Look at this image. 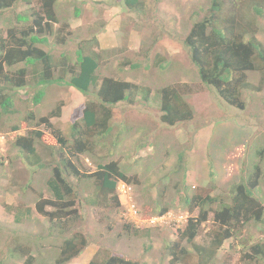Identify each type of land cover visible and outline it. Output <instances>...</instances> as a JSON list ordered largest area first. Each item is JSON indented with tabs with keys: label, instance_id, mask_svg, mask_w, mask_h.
Wrapping results in <instances>:
<instances>
[{
	"label": "rangeland",
	"instance_id": "rangeland-1",
	"mask_svg": "<svg viewBox=\"0 0 264 264\" xmlns=\"http://www.w3.org/2000/svg\"><path fill=\"white\" fill-rule=\"evenodd\" d=\"M142 1L145 10L139 13L130 11L124 0H58L55 10L58 22L52 24L54 33L48 44L42 46L52 53L55 61L60 62V55L65 53L71 57L70 64H74L78 46L87 42L101 58L100 79L113 77L151 91L148 102L144 101L141 90L134 104L124 102L113 108L112 133L103 139L102 145L96 146L92 155L81 156L80 167L92 174L100 164L116 162L129 178H138V185L130 184L133 189L131 199L142 219L138 217L133 221L128 217L129 201L122 193L116 191L104 200L93 179L71 178L79 196L75 209L82 219L74 223L65 236L84 231L91 244L70 264H88L102 253L142 264H257L246 258L249 251L245 245L252 247L264 243V224H249L225 241L216 255L209 256V252L204 257L199 255L197 247L210 245L211 236L220 226L210 214L194 244L180 242L182 251L173 250V244L179 242V231L185 229L188 221L199 216V211L191 213L183 204V179H186L185 185L190 187L191 195L197 189H204L212 197L221 199L228 196L243 172L245 175L252 172L257 163L264 173V157L256 155L264 148V71L248 72L252 88L243 91L244 110L227 105L213 88L201 82L184 44L192 25L203 19L212 0ZM254 1L258 0H224L223 15H233L232 18L238 21L236 25L245 34L256 37L264 45V18L256 19L252 13ZM75 7L80 10L78 18L74 16ZM39 9L40 0H32L30 5L22 2L5 12L0 16V34L7 30L8 21L15 14ZM61 29L62 34L59 33ZM57 36L59 41L66 40L67 45L56 43ZM134 64H139L140 68L129 69ZM169 85L186 96L195 114L192 121L174 127L161 122L155 95ZM46 91L44 102L36 107L34 89L28 87L18 91L16 104L21 115L18 113V117H13L10 124L5 118L4 132L0 133L2 264H24L26 258L14 252L19 247L30 250L35 264H54L62 242L63 237L50 231L49 222L35 208L40 195L52 199L46 185L51 171L32 172L35 167L28 168L24 164L14 142L33 129L45 131L44 126L37 128L25 121L28 112L34 111L40 118L47 117L58 104L61 105L60 116L52 118L51 122L69 137L71 118L88 98L69 87L51 86ZM16 125L22 128L14 133L9 131ZM94 141L98 142L97 139ZM36 145L47 162L54 157L49 156L48 149L59 148L48 131ZM180 161L183 170L176 172ZM27 186L29 188L24 189ZM165 188L167 191L160 200L170 204L171 208L165 219L152 225L146 221L159 218L160 215L152 214V209ZM256 193L264 203V177ZM115 196L119 202L114 200ZM171 201H177V206ZM6 206L11 207V212ZM127 226L133 231L126 232Z\"/></svg>",
	"mask_w": 264,
	"mask_h": 264
},
{
	"label": "trees",
	"instance_id": "trees-1",
	"mask_svg": "<svg viewBox=\"0 0 264 264\" xmlns=\"http://www.w3.org/2000/svg\"><path fill=\"white\" fill-rule=\"evenodd\" d=\"M22 2L30 5L32 0H0V16L15 9ZM57 2L58 0H40L41 9L38 11L26 10L15 14L13 19L8 21L7 30L0 34V133L4 132L5 118L10 124L21 113L16 104L17 92L20 90L28 87L34 89V107L44 102L46 90L51 86L73 88L88 98L71 118L69 137L51 122L52 118L60 116L61 105L58 104L47 117L40 118L34 111L28 112L25 121H30V124L37 128L42 125L45 131L33 129L27 136L17 137L14 142V148L24 164L28 168L35 167L32 172L43 169L51 171L46 185L52 199L40 195L35 208L49 222L50 231L63 237L54 264H70L91 244L84 231H78L70 237L65 236L72 230L73 224L82 219V215L75 209L79 196L71 178L93 179L104 200L108 195L116 193L120 181L139 184L138 178H129L116 162L100 164L98 170L92 174L86 170L82 171L81 156L92 155L96 146L102 145L103 139L112 133L111 121L115 106L124 102L134 104L135 97L141 90L144 101L148 102L151 91L113 77L106 76L100 79L98 72L101 58L88 47L87 42L78 46L74 64H70L71 57L65 53L60 55V62L55 61L52 53L44 50L42 46L48 44L50 36L54 33L52 24L58 22L55 13L58 8ZM124 4L133 12L142 13L145 10L142 0H124ZM223 8L224 0H212L211 7L203 19L192 25L184 44L188 48L191 62L197 69L201 82L213 88L227 105L244 110L246 103L243 100V91L252 88L247 74L250 71L261 73L264 71V45L256 37L245 34L236 25L238 21L232 18L233 15L224 17L226 15H223ZM251 9L256 19L264 18V0L254 1ZM74 16L80 17V10L77 7ZM247 25L250 26V23ZM60 31L62 34V29ZM64 42L59 41L57 36L56 43L66 46L67 41ZM137 68H140L139 64L129 67L132 70ZM254 89L261 90L260 87ZM155 96L160 106L161 122L165 125L174 127L194 119L193 108L187 102L186 96L184 97L176 87L165 86L156 92ZM21 128L20 125H16L9 131L14 133ZM46 131L59 146L54 150L48 149L49 156H54L50 162L42 158V152L37 150L36 145ZM256 155L264 157V148L258 150ZM182 168L180 161L176 172ZM262 173L257 163L253 166L252 172L246 175L243 172L240 181L232 186L228 196L221 199L212 197L210 192L204 189H197L196 193L191 195L190 187L185 185L186 179H183V204L191 213L199 211V216L191 218L185 229L179 231L180 239L178 243L173 244V250L181 248L180 242L194 244L210 214L220 226L211 236L210 245L206 248L197 247L199 255L204 257L209 252V256L216 255L225 241L235 237L238 231L249 224L263 225L264 203L256 193L264 177ZM29 186L24 189H28ZM166 191L167 188L159 194L152 214L162 216L171 208L170 204L160 200ZM114 200L119 202L117 196ZM171 204L177 206V201H171ZM6 210L11 212V207L6 206ZM27 212H30V209ZM17 220L19 221L18 214ZM126 228V232L133 231L129 226ZM245 247L249 251L245 255L246 258L255 260L257 264H264V243ZM14 252L21 253L26 258L24 264H35L36 259L30 254V250L19 247L14 249ZM88 264L142 263L119 255L102 253L101 256H94Z\"/></svg>",
	"mask_w": 264,
	"mask_h": 264
},
{
	"label": "clouds",
	"instance_id": "clouds-1",
	"mask_svg": "<svg viewBox=\"0 0 264 264\" xmlns=\"http://www.w3.org/2000/svg\"><path fill=\"white\" fill-rule=\"evenodd\" d=\"M123 185H125L126 187H128V191L127 192H125V191H123ZM132 187L130 186V184L128 185L126 182H123V181H120V182H118V184H117V191L119 192V193H122L127 199H128V201H129V204H128V209H127V211H128V217L131 219V220H133V221H135L138 217L140 218V219H142L141 217H140V215H139V210L136 208V206L134 205V204H132V199H131V196H132ZM131 207H134L137 211H138V217H136V218H132V217H130V214H129V209L131 208ZM168 213H166V214H164V215H162V216H158L159 218H153V219H150V220H148V221H146V222H148V223H152V225H155V224H157L159 221H162L163 219H165L166 217V215H167ZM148 218H151V217H148ZM154 219H159V221H157V222H152V220H154ZM160 223V222H159Z\"/></svg>",
	"mask_w": 264,
	"mask_h": 264
},
{
	"label": "built area",
	"instance_id": "built-area-1",
	"mask_svg": "<svg viewBox=\"0 0 264 264\" xmlns=\"http://www.w3.org/2000/svg\"><path fill=\"white\" fill-rule=\"evenodd\" d=\"M128 190H129L128 187H126L125 185H123V191L127 192ZM129 214H130V217H132V218L138 217V211L134 207H131L129 209ZM157 221H159V219L152 220L153 223L154 222H157Z\"/></svg>",
	"mask_w": 264,
	"mask_h": 264
}]
</instances>
